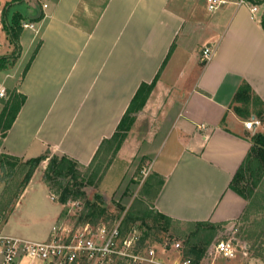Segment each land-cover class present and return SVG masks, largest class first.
Listing matches in <instances>:
<instances>
[{"label":"crops","instance_id":"crops-1","mask_svg":"<svg viewBox=\"0 0 264 264\" xmlns=\"http://www.w3.org/2000/svg\"><path fill=\"white\" fill-rule=\"evenodd\" d=\"M5 1V18L19 11L34 31L14 64L0 70V88L26 96L0 136V152L27 159L48 148L87 165L139 83L158 73L137 118L143 127L134 126L130 144L125 138L116 153L135 157L123 173L131 178L149 158L148 170L164 178L154 208L173 219L241 218L247 200L228 185L251 146L244 120L255 116L238 114L232 98L245 80L264 102V0H225L209 15L207 0ZM207 43L213 53L201 63Z\"/></svg>","mask_w":264,"mask_h":264},{"label":"trees","instance_id":"trees-1","mask_svg":"<svg viewBox=\"0 0 264 264\" xmlns=\"http://www.w3.org/2000/svg\"><path fill=\"white\" fill-rule=\"evenodd\" d=\"M8 4L9 1L6 2V7ZM6 7L1 11V30L7 42L4 49H0V70L8 69L14 64L18 56L19 38L23 30L22 24L25 20H28L19 11H14L10 19L5 18ZM41 17L42 15L37 16L35 21ZM38 45L39 42L32 50L23 68L22 75L28 67ZM157 74L150 82L142 81L139 83L115 130L109 137H105L100 141L97 150L87 165L80 164L76 159L66 154L52 152L48 148L40 155L25 160L18 156L0 152V174L4 176L0 178H3V180L7 181L18 167L26 168L20 187L13 196L14 200L11 199V202L13 200L12 205L14 206L16 203L18 196L21 194L33 171L42 161L46 160L47 163L43 169L42 178L45 182L61 190L58 199L60 202L68 198L75 200V198L81 195L85 196L90 192L91 199L89 200V208L93 214H91L92 217L98 216L103 210H116V206L121 207L118 203H114L115 207H108L104 203L105 199L103 195L96 190V187L105 175L111 163V158L115 156L122 142L131 131L137 115L142 111L154 88ZM22 75H20L19 80ZM25 99V94L19 92L15 87L9 89L7 93L5 90V95L0 97V136L5 135ZM232 103L238 114L246 117L253 113L260 121V124L263 125L262 128H257L253 133L250 132V149L233 174L228 185L230 189L247 200V205L241 214L242 218L249 207V200L251 199L255 186L264 178V102L255 94L250 85L243 80L233 95ZM108 154L109 158L107 159ZM145 159L148 167L150 159L142 157L136 166L135 172L143 170L144 166L142 162ZM146 176L142 183L141 191H139V196L132 200L122 216L120 222L121 235L125 236L133 229L140 231V227L145 226V229L142 230V232L144 231L143 236H141L142 233L140 232L139 242L142 243L145 238L149 239L155 234L172 236L176 230V224L193 226V229L189 230L186 235L185 244L187 245V249H181V252H183L181 259H188V264H198L205 250V246L215 231L221 228L224 223H213L203 220L182 222L157 211L154 208L153 201L163 184L164 178L153 171H149ZM5 216L6 213L2 212L0 221H5ZM237 233L239 232L237 231ZM170 240L171 242L175 241V239ZM155 241L157 240L153 242ZM79 264L86 263L81 261ZM112 264H124V261L116 260Z\"/></svg>","mask_w":264,"mask_h":264},{"label":"rangeland","instance_id":"rangeland-1","mask_svg":"<svg viewBox=\"0 0 264 264\" xmlns=\"http://www.w3.org/2000/svg\"><path fill=\"white\" fill-rule=\"evenodd\" d=\"M200 1L203 4L205 0ZM219 6L210 11L206 10V13L208 15L209 13H216L219 10ZM4 7H6V1L2 0L0 8L2 9ZM260 8H264V3L260 5ZM1 9L0 17L2 13ZM19 9L25 12V7H20ZM11 12L12 11H10V14ZM33 31L34 30L31 28L23 27L19 38V44L23 52L27 48V44L33 34ZM6 42L7 40L4 37L3 31L0 29V49H4ZM34 47L35 44L32 49ZM139 114L137 115L132 128L134 126L143 127L141 123L139 124L137 122L139 121L137 120ZM132 128L127 136L128 140H126V144H130L129 139L131 138V135H133ZM129 146L136 148L137 143L133 141V143ZM108 158L109 154L107 155V159ZM133 158L135 157L126 156V159L123 160L118 158L116 154L111 158L109 167H111L113 163H116L117 165L105 173L103 178L98 183L96 190L103 195L105 199L104 203L108 207H115L114 203H118L121 207L116 206V210H103L101 214L94 217L91 216L92 212L89 208V200L91 199L90 192H88L85 196L81 195L75 198V200H73V198H68L65 200L66 202H60L58 199L61 190H58L50 183L43 180L47 185L46 188V186L40 181L47 161H45L46 163L42 161L33 171L30 179L28 180V182L30 180L31 181L26 187V191L21 196L18 204H16V207L12 210V202L14 200L13 196L19 189L22 177L26 172V168L23 169L22 167H18L7 181L0 178V215L2 212L6 213V221H0V232L3 235L19 239L43 241L48 238L52 226L59 224L60 221L66 222L69 226H75L76 224L84 222L97 223L102 221L110 224L117 221L124 215L132 200L139 196L142 183L149 172L146 165L147 161L145 159L142 162L144 166L143 170L135 172L136 168L134 167L131 178L128 179L125 175L126 173H123V171L127 172V170L131 167L130 165L134 162ZM0 177L4 176H1L0 174ZM51 194L55 195V199H52ZM11 199H13L12 202ZM67 201H73L74 204L69 205L67 204ZM249 203V207L242 218L233 223H226L215 231L210 241L205 246V250L203 251L198 264H237L240 257L241 264H264V178L255 186ZM233 224L236 229H234ZM175 226L176 230L172 236L155 234L156 236L153 235L149 239L145 238L142 243L147 245L161 243L163 241L171 242L170 239H175L180 242L179 250L177 252H173L172 249L165 250L163 258L167 262H170L173 259L180 260L183 254L181 249H187V245L185 244L186 235L189 230L193 229V226L186 224H176ZM140 229V232L142 233L141 236H143L144 231L142 232V230L145 229V226H141ZM237 231L239 233H237ZM220 237L232 239L236 248L235 257L224 258L214 254L213 243ZM154 240L157 241L153 242ZM114 262L115 261H113V263Z\"/></svg>","mask_w":264,"mask_h":264},{"label":"built area","instance_id":"built-area-1","mask_svg":"<svg viewBox=\"0 0 264 264\" xmlns=\"http://www.w3.org/2000/svg\"><path fill=\"white\" fill-rule=\"evenodd\" d=\"M207 8L215 9L225 0H207ZM240 3L247 0H237ZM45 7L46 3L43 2ZM252 11L256 10L253 5ZM31 22H23V27L33 28ZM214 45L207 43L200 49L199 60L206 63L212 56ZM5 95V89L0 88V97ZM260 125V121L251 117L244 120V127L253 133ZM202 126V125H201ZM52 199L55 195L51 194ZM73 205L74 202L67 201ZM118 219L112 223L99 221L97 223L84 222L69 226L60 221L53 225L46 240L33 241L10 237L0 233V264H112L122 260L124 264H188V259H173L165 261L163 253L172 249L177 252L180 242L163 241L161 243L143 244L139 242L140 231L133 229L125 236L121 235ZM234 227V224H233ZM236 229V227H234ZM213 252L217 256L232 258L236 255V248L232 239L220 237L213 243Z\"/></svg>","mask_w":264,"mask_h":264}]
</instances>
